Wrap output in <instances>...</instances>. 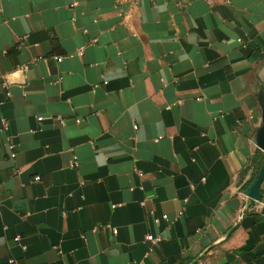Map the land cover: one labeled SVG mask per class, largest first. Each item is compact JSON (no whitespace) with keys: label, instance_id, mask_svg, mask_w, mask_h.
<instances>
[{"label":"crops","instance_id":"crops-1","mask_svg":"<svg viewBox=\"0 0 264 264\" xmlns=\"http://www.w3.org/2000/svg\"><path fill=\"white\" fill-rule=\"evenodd\" d=\"M263 101L264 0H0V264H264Z\"/></svg>","mask_w":264,"mask_h":264},{"label":"built area","instance_id":"built-area-1","mask_svg":"<svg viewBox=\"0 0 264 264\" xmlns=\"http://www.w3.org/2000/svg\"><path fill=\"white\" fill-rule=\"evenodd\" d=\"M72 20L74 21V18H72ZM82 32H83L84 34L87 33V29L83 28V29H82ZM96 41H97L96 38H92V39H90V42L93 43V44L96 43ZM237 41H240V39H238ZM82 52H83L82 48H80V49L77 51V53H78L79 55H82ZM20 69H22V70H24V72H26L27 69H28L27 64L22 65V66L20 67ZM103 83H106V80H103ZM5 94L7 95V97H9V96L11 95L10 92H9V90H7ZM176 103L179 104L180 101H177ZM166 107L169 108L170 106L168 105V106H166ZM57 120H58L61 124L64 122L63 118L60 117V116L57 117ZM1 121H2L3 127L5 128V127H6V126H5V121H4V120H1ZM75 121H76V122H79V119H76ZM134 128L136 129V125H134ZM9 150H10V157H11V158H14V157L16 156L15 145L12 144V143H9ZM69 165H70L71 167H73V168H75V167L78 166V161H77L76 156H73V158H72V160L70 161ZM134 171H135L138 175H141V173L138 172L137 170H134ZM35 179L38 180L39 177H36ZM81 183H82V182H81ZM143 204H144V202L141 201V202H140V205H143ZM116 206H117L116 204H112V205H111L112 208H115ZM148 213H149L151 216L154 217L155 222H159L161 219H164V220L167 219V214H165V213H163V214L157 216V215H155L154 210H152V209L148 210ZM101 227H103V226H101ZM104 227H109V228L111 229V231H112L113 234H116V232H117V228H116V227H113V226H110V225H104ZM14 239H15L16 241H19V236H16ZM146 239H147V241L151 244V246H152V245H156V244H158V243L160 242V240H161L160 236H154V235H152V234H148ZM22 247L24 248V246H22ZM9 263H11V264H15V262H14L13 259H10V260H9Z\"/></svg>","mask_w":264,"mask_h":264},{"label":"water","instance_id":"water-1","mask_svg":"<svg viewBox=\"0 0 264 264\" xmlns=\"http://www.w3.org/2000/svg\"><path fill=\"white\" fill-rule=\"evenodd\" d=\"M254 143L259 149L264 152V101L262 106V119L261 126L254 136ZM264 177V159L261 167L259 168L258 174L250 186L246 190V195L250 198V203L254 200H260L259 187Z\"/></svg>","mask_w":264,"mask_h":264},{"label":"clouds","instance_id":"clouds-1","mask_svg":"<svg viewBox=\"0 0 264 264\" xmlns=\"http://www.w3.org/2000/svg\"><path fill=\"white\" fill-rule=\"evenodd\" d=\"M5 79L8 84H23L26 82V77H24V70L22 69H17L13 73L8 74Z\"/></svg>","mask_w":264,"mask_h":264}]
</instances>
